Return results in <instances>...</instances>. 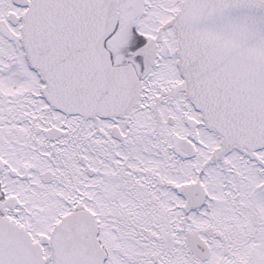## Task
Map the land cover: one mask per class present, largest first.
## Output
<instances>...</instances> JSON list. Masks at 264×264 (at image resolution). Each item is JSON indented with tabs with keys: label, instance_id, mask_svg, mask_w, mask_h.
<instances>
[{
	"label": "snow or ice",
	"instance_id": "obj_1",
	"mask_svg": "<svg viewBox=\"0 0 264 264\" xmlns=\"http://www.w3.org/2000/svg\"><path fill=\"white\" fill-rule=\"evenodd\" d=\"M0 264H264V0H0Z\"/></svg>",
	"mask_w": 264,
	"mask_h": 264
}]
</instances>
